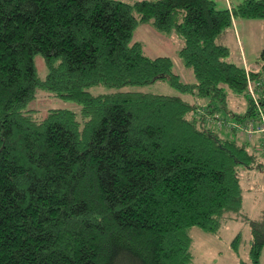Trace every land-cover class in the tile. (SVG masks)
Instances as JSON below:
<instances>
[{
  "label": "trees",
  "instance_id": "16d2710c",
  "mask_svg": "<svg viewBox=\"0 0 264 264\" xmlns=\"http://www.w3.org/2000/svg\"><path fill=\"white\" fill-rule=\"evenodd\" d=\"M236 18L264 20V0H0V264H191L187 229L216 232L241 209L240 169L264 172V151L208 119L264 109V47L246 70L218 40ZM147 23L182 39L192 79L132 40ZM160 82L177 93L122 89ZM37 90L80 107L35 115ZM244 219L249 258L236 264H262L264 209Z\"/></svg>",
  "mask_w": 264,
  "mask_h": 264
},
{
  "label": "rangeland",
  "instance_id": "374dc122",
  "mask_svg": "<svg viewBox=\"0 0 264 264\" xmlns=\"http://www.w3.org/2000/svg\"><path fill=\"white\" fill-rule=\"evenodd\" d=\"M121 1L133 3L135 0ZM215 2L216 5L220 7L219 2H221V0H215ZM249 22L250 29H248V32H242L241 35V48L247 51L246 56L248 60L246 62L248 65H246V62L242 60L244 58H242V56L240 57V55L238 57H240L241 60H239L238 58V61H236L235 63L237 65L239 64L243 67H246V70L250 68L256 70L258 66H254L256 65V62L254 61V57L250 55L256 52L259 55L260 51L264 47V20H254V23L253 20H251ZM133 33L134 35L132 37V40H138L141 42V44L143 45L144 53L146 55H150L152 57L159 55L171 56L174 60L175 71L181 76V78L184 81L189 80V77L190 79L193 78V75L191 73H189L190 76H187L185 74V69L178 62L176 51L181 47L183 42L182 39L175 32L169 34L156 32L155 29L150 25V23H147L137 26L136 30ZM232 40L228 44V47L231 51L229 60L234 62L233 55H236L238 53V44H236L234 36ZM34 60L36 71H38L40 77H44L46 74V70L42 64L40 56L36 55ZM251 84L253 83L251 82ZM252 87L254 89V85ZM122 89H142L149 93H165L170 95L172 93H177L165 82L149 84L147 86L138 88L128 86L127 88L125 87ZM89 91L92 94H102L105 92L112 91V89L106 87L104 88L103 86H95L89 89ZM227 92L228 110H231L234 113L238 114L243 113L246 109L245 97L243 95L237 97L234 95L233 92L228 89ZM182 98H188L187 94H183ZM192 101L195 102L194 99H192ZM196 102L199 101L196 100ZM79 107L80 106L75 103L72 99L70 100L62 96L58 97L51 92L37 90L35 98L32 101L28 102L26 109L29 108L33 110L35 115H38L39 113L49 110V108H65L72 111L79 109ZM208 119L214 122L215 127L216 125L218 127V120L220 121L225 119L229 122L234 121L232 118H228L226 115L223 114L219 115L217 118H214L215 120L210 117ZM221 129L225 130V132L223 131V133L227 135L226 131L228 130V128L221 127ZM230 129V131H232L235 128L230 127ZM236 131L239 132V137H242L244 140L246 139L240 130L236 129ZM263 138V133L259 134L258 132H256L253 138H251V140L249 141L251 145L254 146V149H257L261 153H263L264 151V149H261L262 143H260L261 140H264ZM239 174L241 175L243 198L240 206L241 209L238 214H234L230 218H226V220L223 221L222 225L216 232H205L202 229H199L198 227L194 226L189 227V229H187V233H189V236L191 237L192 244L191 253L193 255V259L191 264H236L240 260H248L249 256L247 251L249 245L248 240L250 238V230L244 218L248 217L250 219H256V217H258L264 209V172H258L257 169L249 170L243 168L240 169ZM237 233H240L241 235V242L237 252H232L233 249L231 248L230 241L235 237ZM260 263L264 264V248L260 257Z\"/></svg>",
  "mask_w": 264,
  "mask_h": 264
},
{
  "label": "crops",
  "instance_id": "0c3cea01",
  "mask_svg": "<svg viewBox=\"0 0 264 264\" xmlns=\"http://www.w3.org/2000/svg\"><path fill=\"white\" fill-rule=\"evenodd\" d=\"M240 1L241 0H221V2H219V3H220V7L224 8V7H229L230 4H234L235 5L236 3L240 2ZM249 21H251V20H249V19L243 20V19H239V18L234 19L230 29H227L225 31V33L222 34L218 38V40L222 44L228 46L229 42H231V40H232V38L234 36L235 42H236V44H238V50H237L238 53L236 55H233L234 62L238 61V58H239V60H241V58H240L241 56H242V58H244V59H242L243 61L246 62L248 60V58L246 56L247 51L241 48V35H242V32H248V29H250L249 28V23H250ZM253 23H254V20H253ZM231 34H232V38H231ZM239 55H240V57H238ZM250 56L254 57V61L256 62L255 59L258 56V53L256 52V53H254V54H252ZM237 63H239V62H237ZM246 65H248L247 62H246ZM254 66H257V64L254 65ZM232 252H234V251H232Z\"/></svg>",
  "mask_w": 264,
  "mask_h": 264
},
{
  "label": "built area",
  "instance_id": "2783aa9c",
  "mask_svg": "<svg viewBox=\"0 0 264 264\" xmlns=\"http://www.w3.org/2000/svg\"><path fill=\"white\" fill-rule=\"evenodd\" d=\"M246 69V67H244ZM262 80L261 81H258L256 82V85L258 86H261L262 85ZM248 90H249V93L250 95H253V85L254 84H251V81H248ZM254 96V95H253ZM259 114H258V119H250V120H246L244 122H241V123H236L234 121H227L225 119L223 120H218L217 121V124H218V127L216 125V127L218 129H220L221 127H227L228 129H230V127H234L235 129H238L242 132L243 136H245V140L247 141H250L251 138H253L254 134L256 132L258 133H263L264 134V109H259ZM264 139V138H263ZM261 149H264V140L261 144Z\"/></svg>",
  "mask_w": 264,
  "mask_h": 264
}]
</instances>
